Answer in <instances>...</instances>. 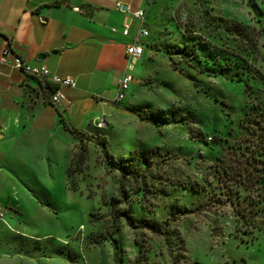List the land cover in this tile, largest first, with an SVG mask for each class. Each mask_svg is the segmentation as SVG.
Segmentation results:
<instances>
[{"label":"rangeland","instance_id":"1","mask_svg":"<svg viewBox=\"0 0 264 264\" xmlns=\"http://www.w3.org/2000/svg\"><path fill=\"white\" fill-rule=\"evenodd\" d=\"M160 6V49L151 42L134 64L109 124L92 127L94 139L66 133L72 148L30 162L36 178L7 216L24 235L1 242L0 264H136V239L147 254L137 264H264V229L245 232L235 211L264 215V181L249 186L264 170V0ZM193 43L200 59L169 52ZM105 136L123 169L107 163Z\"/></svg>","mask_w":264,"mask_h":264},{"label":"crops","instance_id":"2","mask_svg":"<svg viewBox=\"0 0 264 264\" xmlns=\"http://www.w3.org/2000/svg\"><path fill=\"white\" fill-rule=\"evenodd\" d=\"M160 1L0 0V52L8 46L28 64L45 65L53 75H71L76 82L75 87H62L66 99L53 104L36 77L0 62V203L6 209L0 243L13 239L11 231L24 235L12 230L7 216L10 206L18 203L15 190L24 179L36 178L28 172L30 162L45 166L57 145L72 148V142L62 143L63 135H74L63 118L94 134L92 127L100 128L93 120L113 113L110 102L126 65V44L139 25L132 14L146 10L150 35L141 38L142 60L147 50L152 51L150 43H157ZM125 26L129 35L123 34Z\"/></svg>","mask_w":264,"mask_h":264},{"label":"built area","instance_id":"3","mask_svg":"<svg viewBox=\"0 0 264 264\" xmlns=\"http://www.w3.org/2000/svg\"><path fill=\"white\" fill-rule=\"evenodd\" d=\"M132 16L139 21V25L136 33L132 37V40L126 44V65L118 81L115 97L113 99L117 104L125 101L127 91L136 80L131 71L134 64L143 57L145 52V45L141 42V38H145L150 35V31L146 26V10H135ZM123 34H130L129 26H125ZM0 62L7 65L11 64V66L23 71L27 75L37 77L40 80L41 88L49 94L50 100L53 104H60L66 99V95L63 92L62 87L76 86L73 76L67 75L61 77L53 75L50 69L45 65H30L25 62L21 56L14 54L13 50L8 46L0 52ZM95 122L99 128L105 127L108 124L105 116L97 117ZM0 221L6 222V209L2 203H0Z\"/></svg>","mask_w":264,"mask_h":264},{"label":"trees","instance_id":"4","mask_svg":"<svg viewBox=\"0 0 264 264\" xmlns=\"http://www.w3.org/2000/svg\"><path fill=\"white\" fill-rule=\"evenodd\" d=\"M155 45L158 49L159 46H157V44H153ZM187 48L182 49V48H178L175 50H170L169 52L171 54H177L182 60L189 62L190 61V56L188 55H193L194 57L200 59V52L196 49L195 44H191V45H186ZM171 65L174 69L178 68L177 62L175 60H172ZM224 71V69H223ZM35 77V76H33ZM37 78V77H36ZM38 79V78H37ZM39 80V79H38ZM40 82V80H39ZM249 84H246L245 89L247 90L249 88ZM140 117L144 119V116L142 114H140ZM64 121V126L67 130H69L71 133H73L75 136L79 137L80 139H94L93 136L91 134H88L86 132H83L77 128H74L72 126H70L66 120L63 118ZM104 141H103V147H104V155L107 158V163L110 165V168H121L123 169V167L125 166V164H121L117 161V158L115 156V154L111 153V151L108 149L107 146V137H103ZM80 159H83V155L81 154ZM73 173V170L71 168V166L68 168V176L70 177ZM126 177L125 172L123 174V178L120 184V192L121 195L123 197L126 196L125 194V187L123 184L124 178ZM251 181V185H254V183L256 184L258 181H264V170L262 172H260V174H254V176L249 178ZM264 185V183H263ZM256 186H252V189H259V187H261L260 185H258V188H255ZM261 193V192H259ZM260 195V194H259ZM121 202L120 199H114L112 202V212H113V216L115 219H117L120 215L121 212L117 209L118 204ZM235 211L237 213L238 216V221H241V224H245L247 225V230H245V232L251 231L250 228H258V229H264V215L262 217H257V213L259 211V209H256L255 206H244L241 203H238L235 206ZM136 243L139 245V254L136 260V264L137 262L142 258V257H146L147 254H145L146 250L144 249V244L143 242H139L138 239H136Z\"/></svg>","mask_w":264,"mask_h":264},{"label":"water","instance_id":"5","mask_svg":"<svg viewBox=\"0 0 264 264\" xmlns=\"http://www.w3.org/2000/svg\"><path fill=\"white\" fill-rule=\"evenodd\" d=\"M44 56L43 55H41V58H43Z\"/></svg>","mask_w":264,"mask_h":264}]
</instances>
